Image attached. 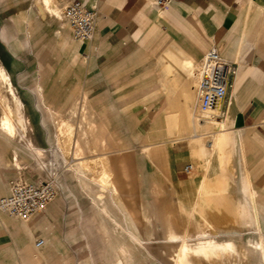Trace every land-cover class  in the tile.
<instances>
[{
  "label": "rangeland",
  "instance_id": "obj_1",
  "mask_svg": "<svg viewBox=\"0 0 264 264\" xmlns=\"http://www.w3.org/2000/svg\"><path fill=\"white\" fill-rule=\"evenodd\" d=\"M32 3L33 0H0V57L9 58L11 54V61L17 70L13 81L25 103V114L29 119L28 137L37 147L45 149V155L37 159L24 148L22 142L14 140L10 144L0 136V172H4L5 175L2 192L7 191L13 182L44 181L51 183L55 189V201L42 212V222L35 238L23 236V242L16 248L13 239L1 243L4 252L0 264H118L122 247L125 257L127 256L122 257L123 264H131L130 255L137 258L136 264H166L161 246L167 244L168 225L177 233L189 230L191 234L197 233L204 227L205 222L210 223L212 229L222 231L240 234L247 230L253 231L254 226L237 222L230 208L235 206L239 199L248 200V195L242 191V184L246 178L257 190L258 199H264V187L258 186V178H264V149L259 151L257 146L254 153L251 143L252 148L248 154L247 139L239 137L238 151L231 155L228 163L230 176L234 177H230L229 180L227 204L219 202L221 196L209 186L206 187L209 193L198 196V184L204 175L207 174L209 181H215L216 173L219 171L217 153L213 155L208 171L205 167L206 159L198 158L194 154V150L200 145L207 146L211 143V134L205 132L200 140L189 137L177 141L179 148L190 150L194 165L192 174L177 181L169 170L168 157L164 154L148 156L147 152L143 151L144 146L151 143H141L139 136L146 134L151 125L150 121L140 125V121L136 122L131 113L128 112L123 117L119 114V109L123 108L128 100L124 97L126 89L134 81L142 83L134 85L135 87L154 86L159 97L163 96L156 85L157 64L153 62L163 53L162 45L155 48L156 54H137L127 61H134L131 64L133 71L120 79L118 89L114 93L115 99H111L103 92L107 80L99 82L100 76L88 74V66L81 58L67 56L68 52L53 43L56 37L55 30L61 24L58 18H50L39 12L38 20L32 21L30 25L23 19ZM8 24L17 26V29H12V33L5 36L2 27ZM27 29L32 33H28ZM19 41L23 43V47L17 49ZM157 41L158 38L155 36L154 43L160 44ZM49 42L52 45L46 51L45 46ZM203 54L197 57L196 63ZM235 63L234 67H238L239 60L237 59ZM195 82L196 79L193 77L189 89L180 86V92H176L171 100L174 106L176 103L184 105L190 94L194 99L197 97ZM39 85L43 88L47 101L55 108L53 113L45 107ZM1 89L6 96L5 88ZM83 92L89 93L93 102V108L89 111L85 106L73 105L75 98L81 97ZM186 92L189 95L186 96ZM190 105L195 107L196 118L201 117L195 100L191 101ZM155 107H161L159 99ZM130 108L133 113L143 110L149 115V110L145 111L143 107L133 105ZM1 113L0 106V116ZM83 117L86 121H83ZM223 119L224 117L221 118ZM225 120L231 128L226 116ZM193 125L189 121H181L178 124H170L169 129L180 131L178 133H191ZM166 140L170 139L152 142L151 148L154 150L159 146L157 144ZM75 141H79L83 148L81 152L83 159L97 161L124 159L131 175V179L126 182L133 183L135 192L133 199L126 198L127 203L130 202L129 207L139 218L141 225L153 226L150 229L152 233H142L148 249L133 241L129 233L118 229L113 219L103 211L102 203L98 202L102 190L100 185L104 184L101 169L93 170L95 178L93 181H88L84 177H81L82 182L77 179L71 168L77 163V160H74ZM15 150L19 153L21 170H18L12 161ZM244 166L249 167V171L244 170ZM130 188L131 185H125L126 191ZM103 201L109 204L110 198L103 195ZM110 213L113 218L121 220L124 227L131 225L130 216L125 219L114 207L110 209ZM142 213L146 217H142ZM39 240L45 241L41 248H37L34 243ZM237 246L239 254L236 256L213 261L195 260L192 263L256 264L251 256L242 254L241 241H237ZM15 251L19 252L18 257L15 256ZM165 261L168 264L173 263L167 258Z\"/></svg>",
  "mask_w": 264,
  "mask_h": 264
},
{
  "label": "crops",
  "instance_id": "obj_2",
  "mask_svg": "<svg viewBox=\"0 0 264 264\" xmlns=\"http://www.w3.org/2000/svg\"><path fill=\"white\" fill-rule=\"evenodd\" d=\"M69 1L60 0V3L68 4ZM83 2L88 7H95L98 10L99 20L94 39L88 43L75 41L72 35L70 36L69 30L60 29L59 26L55 30L56 37L53 43L68 52L66 53L67 56L81 58L82 62L88 66V74L100 76L99 82L102 80L106 82L107 80V86L103 92L111 99H115L114 93L118 89L120 79L130 75L133 71L131 64L134 61H127L133 59L137 54H156L155 48H160L162 45L163 53L153 62L157 64L156 85L163 96L159 97L154 86L135 87L134 85L140 83L134 81L126 89L127 92L124 97L128 100L124 107L119 109V114L120 117H123L124 114L131 113L136 122L137 120L140 121V125L150 121L151 125L146 134L139 136L141 143L149 142L152 144V142L160 139H170L157 144L159 146L154 150L151 148V144L145 145L143 151L147 152L148 156L156 157L164 154L168 157L169 170L177 181H181L185 176L188 177L185 173L186 167L190 164L193 165L190 150L179 148L177 141L189 137L200 140L205 132L211 134L213 138L215 130L206 129L205 126H202L200 132H197L194 123L191 133H178L180 131L170 130L172 123L178 124L181 121L192 123L189 115L195 112V107L192 105L189 109L186 102L184 105L176 103L174 106L171 100L176 92H180V86L189 88L190 80L195 74L194 66L198 63H196L197 57L205 52L204 56L213 45H216L222 57L232 64L236 65L235 61L239 60L238 67H235L236 75L232 78L229 96L221 102L224 119L221 120L222 116L218 118L220 122L226 124V129L232 133L234 144L230 149V154L237 153L239 137L247 139L248 154L252 148L251 143L254 153L257 146L258 150L264 149V0H162L160 5L157 4V0H83ZM46 9L41 2L37 3V0H33L23 19L30 25L32 21L38 20L39 12L47 16ZM12 29H17V26L4 25L2 27L3 35L7 36L8 33H12ZM27 32L32 33L29 29ZM155 36H157L160 44L154 43ZM51 45L52 43H47L45 50L47 51ZM21 47H23V43L19 41L17 49ZM0 60L14 79L17 70L11 61V54L9 58L7 56L5 58L0 57ZM187 61H192L194 66L186 68ZM114 72L115 74L107 79ZM195 83L197 84V82ZM39 90L45 107L53 113L54 107L47 101L40 85ZM36 98L38 97L36 96ZM157 99L160 100L161 107H155ZM193 100H195L196 105L198 96L195 99L193 97ZM73 105L85 106L88 111L91 110L93 102L90 99V94L83 92L81 97L75 98ZM133 105L134 107H143L145 111L148 109L149 115L143 110L133 113L130 108ZM171 108L177 111L174 117L171 116ZM225 116L231 128H229ZM83 121H86L85 117H83ZM0 136L6 140L3 135L0 134ZM75 142L74 160H77V163L71 168L77 179L81 182V177L88 181L95 180L93 170L96 169H101L104 175V184L100 185L102 190L99 193L98 201L102 203L103 209H108L112 205L110 196L112 188H118L120 198L123 195L125 198L133 199L135 195L133 183L131 181L126 182L131 179V175L124 159H108L106 161L83 159L81 157L83 148L79 141V146H76ZM23 145L28 152L37 158L31 150L26 148L25 144ZM209 145H200L194 150V154L198 158H204L210 150ZM41 149L45 153V149ZM14 153L12 161L17 168ZM245 169L249 171V167L244 166ZM1 176L0 198L7 195L9 191L8 188L7 191L2 192L5 183L4 172H0ZM245 181L256 193L255 204L260 214L262 233L264 234V204L259 203L264 202V199H258L257 190L253 188L247 178ZM124 184L131 185L129 191L125 190ZM258 186L264 187V178H258ZM103 195L110 198L109 204L104 203ZM128 208L130 209L129 204ZM130 212L131 218H138L136 215L133 216L134 213L131 209ZM41 222L42 213L29 221H22L0 212V258L4 252L1 243L13 239L15 248L19 247L23 242V236L35 238ZM185 232L186 230L182 233ZM36 242H34L35 246ZM15 252V256L18 257L19 252Z\"/></svg>",
  "mask_w": 264,
  "mask_h": 264
},
{
  "label": "bare ground",
  "instance_id": "obj_3",
  "mask_svg": "<svg viewBox=\"0 0 264 264\" xmlns=\"http://www.w3.org/2000/svg\"><path fill=\"white\" fill-rule=\"evenodd\" d=\"M39 2L42 3V6L44 8H47L45 13L50 18H54V17L58 18V20L61 22L60 28L69 30V32H71L72 35L71 28L69 27L68 21L65 19L63 14L64 9L71 2H69L67 5L66 3L63 4L60 3V0H37V3ZM157 4L158 5L161 4L160 0H157ZM64 5L66 6L64 7ZM73 39L75 40L74 37ZM201 61L196 64L194 70L195 71L194 78L196 79L197 85L199 82L198 71L201 65ZM193 66L194 63L192 61H187L185 64L186 68H192ZM233 69H234L233 77H235L236 68L234 67ZM1 88H5V92L7 93L6 96L3 94L2 91L3 89ZM187 94L189 95L188 92H186V96ZM192 99H193V95L190 94L189 97H187V101H186L188 109L190 108V102L192 101ZM221 102L208 116H201L196 118L195 116L196 114L194 112L189 115V118L190 121L195 124L197 128V132H200L202 126H205L206 129L215 130V136H213L212 141L209 145L210 150L207 153V155L204 157L206 159V163H205V167L207 168L206 171H208V169L211 167L212 158L215 153H217L218 165H219V171L216 173L215 181L212 180L209 181V179L207 178V174L205 173H204L205 174L204 177L201 179V182L198 180L200 183L198 184L197 194L198 196H201L203 194L209 193L206 190L207 189L206 187L209 186L211 188H214V191L218 193L217 194L218 196H221V198L218 199L219 202H222V204L226 202L227 204L229 200L226 194L229 190V180L231 177L228 163L231 158L230 149L233 147L234 141H233L232 133L226 129V124L220 122V120L218 119L223 115ZM0 106L2 109V113L0 116V134L3 135L10 144L13 143L14 140H18L23 144H25L26 148L31 150L37 156V158H41V157L43 158V156L45 155L44 151L41 148L36 147L34 142L28 137L29 119L25 114V103L14 84L11 73L7 70V68L4 66L1 60H0ZM176 113L177 111L174 108H171V116L174 117ZM75 145L79 146V142L78 141L75 142ZM14 157L17 168L21 169V164L19 162L17 151H15ZM193 172H194V165L191 171L185 173L187 175H190ZM24 181L32 184L46 183L44 181L43 182H33L27 180ZM242 185H243L242 191L246 193L249 198L248 200L245 201L239 199L237 201L238 203H236L235 206L230 208V212L232 213L233 218H235L237 222L249 226L252 225L255 227V230L253 231L247 230L241 234L234 231H222L220 229L219 230L215 228L212 229V225L208 222H205L204 227H202L195 234L189 233V230H186L185 233L179 234L169 229L170 231L169 230L167 231L168 232L167 244L165 246H161V249L164 253L163 255L164 263L168 264V262L165 261V258H167L168 261L169 260L173 261L172 264H193L192 262L195 260L201 261L205 259L208 261H213L215 259H221L222 257L236 256L239 254L237 241H241L243 243L242 254L244 256H251L254 259L252 260L256 262V264H264V234L262 233L260 214L255 204L256 193L251 189V186L248 182L245 181L244 184ZM10 189H11V185L9 186V191ZM9 191L7 193H9ZM110 196L112 199V205L108 209L107 208L103 209L104 212L107 214L108 217L110 216L113 219L111 220L114 221L115 226L118 229H120L121 231L122 230L126 231L127 233H129L133 241L139 243L141 247L148 249V247L145 245L144 242L146 239L142 237V233H152V230L150 229L153 226L150 225L144 227L143 225L140 224L139 218L133 217L131 225L128 226L127 228L124 227L121 220H117L113 218V216H111L110 209L112 207L116 208L120 213L123 214V217L127 219L128 216L131 217V212L130 209L128 208L129 203H126L125 196L122 195L120 198V192L118 188H112L110 191ZM54 201L55 200L53 199L52 202L47 207L41 209L40 211H38L37 213H35L34 215L28 218L14 217L4 211H0V212L15 219H19L22 221H29L34 216L47 210V208ZM141 210L142 209H140V211ZM142 217H146V216H143L142 213ZM171 227H169L168 225L167 228H171ZM122 249L123 247L119 252L120 257L118 259V264H123L122 257L124 258L127 257V256L125 257L126 254L123 253ZM149 254L150 256H152L151 253ZM130 258H131L130 263L136 264L137 258L134 257L133 255H130Z\"/></svg>",
  "mask_w": 264,
  "mask_h": 264
},
{
  "label": "built area",
  "instance_id": "obj_4",
  "mask_svg": "<svg viewBox=\"0 0 264 264\" xmlns=\"http://www.w3.org/2000/svg\"><path fill=\"white\" fill-rule=\"evenodd\" d=\"M63 14L75 40L88 43L94 39L99 20L97 8L88 7L84 2L74 0L64 9ZM233 68L234 65L222 57L216 45L203 56L198 71L199 82L195 87L198 96L197 111L201 116H208L229 96ZM192 169L193 165L190 164L186 167V172ZM54 198L55 189L51 183L32 184L17 181L12 183L9 193L0 198V211L14 217L28 218L47 207ZM44 243V240H40L36 247L41 248Z\"/></svg>",
  "mask_w": 264,
  "mask_h": 264
}]
</instances>
